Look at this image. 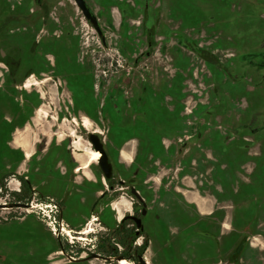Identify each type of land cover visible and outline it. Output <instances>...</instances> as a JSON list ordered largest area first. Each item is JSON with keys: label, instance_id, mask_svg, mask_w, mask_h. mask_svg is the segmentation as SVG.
I'll list each match as a JSON object with an SVG mask.
<instances>
[{"label": "rangeland", "instance_id": "374dc122", "mask_svg": "<svg viewBox=\"0 0 264 264\" xmlns=\"http://www.w3.org/2000/svg\"><path fill=\"white\" fill-rule=\"evenodd\" d=\"M86 1L98 18L103 39L73 0H45L47 23L35 0H0V21L15 18L0 32V47L16 51L17 45L5 41L11 36L22 37L26 48L34 45L33 38L38 40L35 79L50 78L42 85L45 99L41 100L48 115L35 119L31 128L27 124L29 141L34 144L30 158L25 159L20 148L14 149L19 158L0 148L4 154L0 175H26L47 199L32 197L33 209L29 210L0 209V231H6L5 224L24 222V228L30 230V235L16 236H22L23 242L14 238L12 231L9 240L0 241V263L5 262L2 256L8 255L19 264H118L88 257L77 263L67 258L85 257L95 250L90 241L95 240L93 232L75 235L70 223L77 217L74 207L78 198L84 200L86 209V202L101 189L93 176L86 178L79 171L70 177L65 168V153L84 154L91 148L88 130L74 125L72 119L81 116L97 121L99 127L84 125L89 131L100 128L104 137L108 136L111 123L102 105L110 98L121 106L122 124L128 119H146L151 125L162 119L165 127L186 129V136L200 127L204 131V139L183 157L189 173L186 179L177 178L184 163L169 170L171 161H164L155 174L164 178V197L158 208H162L165 226L171 221V209L179 225L169 231L170 243L157 242L152 235L147 251L150 264H207L216 252L214 235L198 232L207 224L218 234L223 264L241 237L248 240L240 264H264V0H157L156 18L149 24L156 33L151 46L141 32L143 0H116L132 8L130 16L121 15L114 0ZM49 38L61 40L57 60ZM195 50L210 52L223 67L205 62ZM31 88L23 89L24 93L30 94ZM96 90H100L98 97ZM38 95L35 91L36 100ZM91 102L95 103L93 109L87 108ZM138 105L141 110H135ZM174 121L180 125L172 124ZM44 142L47 145L41 148ZM48 144H52L50 150ZM170 146L168 140L163 144L167 154L174 151L173 143ZM121 149L129 152L132 144ZM129 162L122 158L121 164L128 166ZM72 167H78L74 158ZM68 179L72 195L59 216L57 208L65 198ZM0 186V204L16 202L13 194L18 182L9 178ZM193 197L203 202L202 207ZM55 219L63 222L64 231L71 236L88 240L62 252L57 229L56 233L51 229ZM91 226L97 232L99 227ZM166 229L162 239H169ZM65 237L62 242L69 246Z\"/></svg>", "mask_w": 264, "mask_h": 264}, {"label": "flooded vegetation", "instance_id": "af4514ba", "mask_svg": "<svg viewBox=\"0 0 264 264\" xmlns=\"http://www.w3.org/2000/svg\"><path fill=\"white\" fill-rule=\"evenodd\" d=\"M35 4L43 10V20L47 23L49 9L47 8L45 0H35ZM113 4L118 7L121 15L130 16L133 12L132 8L125 3L119 4L114 0ZM87 5L93 12L90 5L88 3ZM157 5V0H143L142 3L140 24L142 35L146 39H153L156 35L154 30L155 27L152 25L149 26V24L154 22V19L156 18L155 8L158 7ZM93 14L95 15L94 12ZM14 19L15 18L8 16L7 18H4V20H1L0 32H2L3 29H5ZM5 41L8 44L14 43L18 48H16L15 51V48L9 50L10 48L7 49L3 46L0 47V148L6 150L9 154L17 155L18 158L20 157V153L14 149L20 148L24 151L25 159H28L31 156V146L33 147L34 144H31L29 141L27 124L30 125L31 128V126H35V119H39V116L43 118L48 115V111L43 109L41 100L45 99L44 93L42 92V85L49 81L50 78L40 81L35 79V57L37 43H39L38 40L33 38L32 41L34 45L27 48L24 46L25 40L22 37L18 38L11 36L6 38ZM48 42L49 44L52 43L51 48L55 51V60H57V52L61 40L49 38ZM24 52L26 54H24ZM23 55H28V57L24 58ZM58 66L61 69L63 68L60 64ZM67 83L68 81L65 82L66 87L68 86ZM58 85L61 84H56L57 91L59 90ZM30 87L33 88H31L30 94L26 95L23 89H28ZM35 87L39 90H36ZM72 87L77 89L79 86ZM35 91L36 93H40V95L37 96L38 100L35 98ZM61 92L63 93V89ZM99 93L100 90L95 91L97 97ZM110 101L112 104H110ZM91 103H87V108H94L93 104L95 103ZM102 106L106 107V113L109 116L108 118L111 123L106 130L108 136L104 137L105 133L104 131H101L100 128L89 131L90 128L87 129L84 125V119H86L89 122V126L93 124L99 127L97 121H90L88 118L81 116L78 119H72L74 125L78 127L81 126L88 130L86 135L87 141L91 134L97 136V139L102 144L109 163H111L112 174L109 179H105L101 172L100 165L97 162L98 160L88 164V166L85 165V162L89 161L90 152L95 151L92 148H88L84 154H78L73 151H69L67 155L65 153L67 163L65 168L69 170L70 177H72V174L80 171L86 178H92L93 176V181L98 183V188H101L97 191L96 196L91 201L86 202L89 204L86 209L82 202L84 200H82L81 197L78 198L80 201L77 203L78 205H75L74 207L77 210V217L73 219L74 223L69 222L70 225L76 229V231L72 230L75 235H88L90 232H93L95 235L93 238L95 240L91 239L90 241L94 243L93 247L95 250L85 257H82L81 255V257L77 259L70 256L67 258L71 260V262L78 263L84 258L88 257V259H90V257L94 255L98 256L94 257L95 259L104 261L116 259L118 264L121 260H125L131 264H137L139 262V257H142L143 260L145 259L147 263L150 264L146 252L151 243L152 235L157 242L164 240V242L170 243L169 231H171L173 227L179 225V219L173 214L174 210L171 209V221L165 226L164 217L161 212L162 208H158L160 200L164 197V191L162 189L164 178L162 176L156 177L155 174H159L160 168L162 169V167H164V161H171V167L169 170L174 168L175 165L184 163L183 167L178 169L182 173L177 174V178L186 179L189 173L185 170L187 166L185 163L186 161L182 162L183 157L191 146L204 139V131L203 128L200 127L194 134L186 136V129L175 126L165 127L162 124V119L156 121L154 124L151 123V125L146 119L140 122L128 119L122 124L120 117L121 106L119 104H116L113 99L109 98V102H105ZM134 108L135 110H141L142 106L138 105ZM140 112L144 114L143 111ZM53 119L54 118H52V120ZM174 123L178 126L180 125L179 121H174L172 124ZM106 138L109 139L110 145L106 143ZM219 139L221 144L226 146L225 140H222L221 138ZM166 140H168L169 148L171 147V143H173V153L167 154V152H165L163 144ZM12 144L15 145L16 148L12 146ZM131 144V151L126 152L124 149H121ZM45 145H47L46 142H44L43 147L41 148H44ZM249 145L250 148L253 147V144H246V146ZM48 146L50 150L52 144H48ZM73 146L74 149H77L75 143ZM224 153H226V148L224 149ZM0 157L1 160L4 159L3 152L0 153ZM73 158L78 162V167H72ZM122 158L130 161L128 166L121 164ZM29 161L32 162L33 159ZM168 165L169 164L166 163V166ZM225 165H227V163H225ZM18 176H21L28 181L32 194L29 200H16L14 203L29 204L31 206L29 209H33L32 197L42 194L34 189L26 175L22 176L19 174L15 175L14 173H3L0 175L1 185L9 178H13L19 184L14 193L18 195L23 194V188L18 180ZM75 178L76 176H73L74 180ZM71 179H68L66 191L63 196L65 198L59 203L57 208L59 216L62 215L66 208V202L72 195V192L68 190ZM171 179L173 180L174 176H171ZM74 180L73 183H76ZM170 182L173 183V181ZM155 183H158V186L155 187ZM1 189L2 186H0V190ZM13 196L16 198V195L13 194ZM193 199L199 207H202V201H199L195 197H193ZM184 223H189V221ZM92 224L99 227L97 232L92 228ZM83 226H86V228L79 230L83 228ZM164 228H167L166 230H168L167 234L169 239H162ZM51 229L52 231H55V233L57 229L56 235L59 239L58 246L64 253H67L69 247H73L74 243H81L83 240H88L81 236H71L69 232L64 231L63 222L56 219L52 222ZM198 232L206 235L208 234L210 237L214 235L215 237L214 245L216 246V249L214 250H216V252L213 253L215 254L214 256L208 259L207 264H223L220 260L221 257H223V254L220 247L221 244L217 240L218 234L213 232L208 224L201 227ZM209 232L212 233L209 234ZM64 235L67 236L64 239L69 246H65L62 242L61 237ZM246 240L248 239L243 237L239 239L238 243L225 257V264H240V260L245 251ZM240 244L243 245L242 251L237 258H235L231 254ZM63 248H65V250ZM70 252L73 251L70 250ZM7 264L15 263L10 262Z\"/></svg>", "mask_w": 264, "mask_h": 264}, {"label": "water", "instance_id": "95a60500", "mask_svg": "<svg viewBox=\"0 0 264 264\" xmlns=\"http://www.w3.org/2000/svg\"><path fill=\"white\" fill-rule=\"evenodd\" d=\"M76 7L80 10L83 17L86 19L87 23L96 31V33L103 39V33L101 30V27L99 25L98 19L93 14V12L88 7L85 0H73ZM91 148L97 152L100 153V158L98 159V163L101 168V172L104 175L105 179H109L111 177V163H109L107 156L105 155V152L103 150L102 144L97 139V136L95 134H91L88 139ZM31 206L29 204H23V203H3L0 204V209H14V208H24L29 209ZM98 257V256H91V258ZM112 261V260H111ZM113 261H116V259H113ZM137 264H148L147 261L142 257H139V262Z\"/></svg>", "mask_w": 264, "mask_h": 264}, {"label": "trees", "instance_id": "16d2710c", "mask_svg": "<svg viewBox=\"0 0 264 264\" xmlns=\"http://www.w3.org/2000/svg\"><path fill=\"white\" fill-rule=\"evenodd\" d=\"M147 40H148L149 46H151L152 38H148ZM196 52L198 53L199 57L202 58L205 62H207L209 64H212L214 66H217L219 68L223 67L221 62L213 54H211L210 52L203 51V50H197ZM18 180L21 183V186L23 188V192L24 193L21 194V195H18L16 193H14V195H16V200L17 201H23L25 199L29 200V198L31 197L32 191L29 188L28 181L25 178L21 177V176H18ZM37 197H38V200H41V201H44V202L47 200L42 195H37ZM242 248H243V245L240 244L239 246L236 247V249L233 251V253L231 255L233 257L237 258V256L242 251ZM63 249L65 250V248H63Z\"/></svg>", "mask_w": 264, "mask_h": 264}, {"label": "crops", "instance_id": "0c3cea01", "mask_svg": "<svg viewBox=\"0 0 264 264\" xmlns=\"http://www.w3.org/2000/svg\"><path fill=\"white\" fill-rule=\"evenodd\" d=\"M25 223H27V222H24V223H22V224H16V225H10V224H5V227L3 228L4 230H6L5 232L3 231V230H1L0 231V238H2V239H0V241L1 240H9V236H10V232L12 231L13 232V234H14V238H16V236L17 235H20V234H23V233H27L28 235H30V230H28L27 228H28V226H26L25 228H24V225H25ZM14 227V229H8V228H13ZM6 228V229H5ZM9 230V231H8ZM27 230V231H26ZM26 231V232H25ZM15 232V233H14ZM13 234H12V236L11 237H13ZM22 237V236H21ZM21 237H18V238H16L18 241H20V242H23L25 239H22ZM11 240V239H10ZM7 250V249H6ZM8 251V250H7ZM148 251V250H147ZM9 252V254H11V252L12 251H8ZM146 254H147V252H146ZM48 255H50V254H48ZM146 256V255H145ZM3 257V259H4V263H0V264H7V263H10V262H14L15 264H19V261H17V260H14V259H12L11 257H9L8 255H3L2 256ZM46 258L47 259H50L49 257H47L46 256Z\"/></svg>", "mask_w": 264, "mask_h": 264}, {"label": "bare ground", "instance_id": "6f19581e", "mask_svg": "<svg viewBox=\"0 0 264 264\" xmlns=\"http://www.w3.org/2000/svg\"><path fill=\"white\" fill-rule=\"evenodd\" d=\"M84 124H88L89 125V123L86 121V120H84ZM18 143V142H17ZM20 144V143H19ZM22 146V145H21ZM99 157H100V154H99V152H96V151H91L90 152V157H89V161H87V162H85V165L86 166H88V164H90V163H92V162H96L98 159H99ZM86 166H84V167H86ZM84 167H82V168H84ZM88 231H90V230H88ZM87 232V231H86ZM119 264H131V263H129V262H127V261H125V260H121L120 262H119Z\"/></svg>", "mask_w": 264, "mask_h": 264}, {"label": "built area", "instance_id": "2783aa9c", "mask_svg": "<svg viewBox=\"0 0 264 264\" xmlns=\"http://www.w3.org/2000/svg\"><path fill=\"white\" fill-rule=\"evenodd\" d=\"M45 207H48V206H45Z\"/></svg>", "mask_w": 264, "mask_h": 264}]
</instances>
